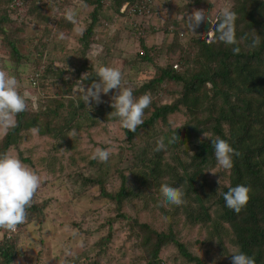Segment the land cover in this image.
I'll use <instances>...</instances> for the list:
<instances>
[{
	"label": "rangeland",
	"instance_id": "rangeland-1",
	"mask_svg": "<svg viewBox=\"0 0 264 264\" xmlns=\"http://www.w3.org/2000/svg\"><path fill=\"white\" fill-rule=\"evenodd\" d=\"M112 1L109 0L107 6L102 9V21L97 22L93 29L85 57H88L89 65L95 73L101 66L119 68L123 74L122 87H130L133 92L153 79L157 72L152 64L140 62L138 55L142 51L141 41L148 46L156 45L157 48L163 49L153 52L152 56L156 58L157 65L164 67L173 59H177L171 58L165 52L173 37L168 36L170 40L167 41L163 32L156 34L150 32V29L160 28L168 20L187 22V15L197 9L212 12L215 22L224 7L230 5L232 8L234 5L233 0H200L198 6L193 5L196 0H153L154 12L145 5L141 8L145 10L135 13L129 11L125 5L121 8V13L116 14L109 8ZM20 9L12 14L13 21L5 25L6 32H0V68L5 66V70L18 79V90L21 94L28 93L27 110L30 113L44 112L51 105L48 103L50 100L57 106L64 103L63 116L53 125L54 129H63L70 111H75L74 109L80 106V101H83L82 89L87 90L89 86L84 85L71 73L65 75V79L68 77L66 80L71 82L70 85H63L55 77L50 78L48 85L38 81V74L50 64L65 71L77 68V65L69 66L68 62H75L80 52H83V38L92 24L95 6L80 0H71L64 12L52 13L50 21L45 25L36 23L34 18L29 19L26 5ZM69 9L75 13V23L66 19L65 14ZM180 25L183 41L197 36V31H190L186 24ZM61 33L63 38H60ZM14 44L22 57L13 56ZM36 46H41L44 50L43 56L34 53ZM40 59L42 66L38 64ZM86 74L88 73H84ZM117 91L112 90L107 95L101 94L102 103L97 105L93 101L91 112L84 105V114L75 121L76 125L70 127L73 130L70 133L74 134L71 138L76 140V145H81V153L75 159L81 160L72 163L71 154H64L60 168L62 170L64 167V172L60 179L48 175L41 160L53 157L51 145H66L65 141L41 137L38 132L34 134L30 130L28 141L37 144L35 150L30 148L33 153L28 157L35 160L30 168L40 176L41 182L32 205L28 208L27 221L23 223L21 230L14 233H18L15 241L13 240L18 255L12 264H92L94 261H98V264H144L143 250L133 233L131 220L148 225L153 240L156 239L155 234L175 236L190 253L199 256L205 263L232 264L231 256L238 251L232 244L230 232H215L212 224H204L201 219L192 222L193 216L189 219L194 210L200 213L194 194L185 196L186 202L180 211L176 210V207H168L163 196L158 194L161 185L167 182L166 178L160 176V172L172 167L171 157L175 151L168 155L162 154L166 156L162 162L167 158L170 161L168 166H163L162 162L157 163L149 156L154 148L149 147L151 134L144 135L141 131L133 138L132 143H127L122 126L107 124L101 115L98 117L95 114L94 106L108 107ZM182 94V85L166 82L163 90L152 102L154 106L175 104ZM103 113L109 114L108 116L111 114L106 110ZM92 115H95L94 118ZM174 116L176 118L172 122L177 125H188L193 120L186 113ZM205 116L206 114H199L202 119ZM78 126L81 131L77 129ZM5 134L0 132V148ZM32 144L22 147L20 151L26 152L25 149ZM99 146L111 149L106 163L92 158ZM157 155L161 156L159 151ZM180 157V161L186 163L187 158ZM80 174L99 183L90 185L88 182H82L77 179ZM123 177H126V184L122 181ZM123 186L126 192L133 191V194L127 197L128 207L120 213L125 214V218L120 216L114 202L102 198L101 192V188L104 192L112 193L114 190L123 189ZM212 217L214 222V213ZM2 235L3 232L0 234V241ZM9 236L10 233L8 238ZM167 250L165 264H187L175 244H170Z\"/></svg>",
	"mask_w": 264,
	"mask_h": 264
},
{
	"label": "trees",
	"instance_id": "trees-1",
	"mask_svg": "<svg viewBox=\"0 0 264 264\" xmlns=\"http://www.w3.org/2000/svg\"><path fill=\"white\" fill-rule=\"evenodd\" d=\"M70 1L0 0V32L3 34L6 32L5 25L13 21L12 14L21 10L20 8L25 5L28 7L29 19L34 18L36 23L45 25L50 21L52 13L64 12L70 5ZM80 1L95 6V10L92 15V24L83 38V52H80L75 62H68L69 66L77 65V68L73 71H65L54 67L53 64L47 65L38 74V81L41 80L49 85L50 78L55 77L63 85H70L71 82L65 79V75L71 73L89 87L93 82H99L97 73L89 65L88 57H85V50L90 46L89 38L96 23L102 21L100 14L109 0ZM112 2L109 8L116 14H119L125 5L129 11L135 13L145 10L141 9L145 5L153 12L155 10L153 0L151 2L148 0H113ZM233 2L232 10L237 13L238 17L236 37L239 43L237 45H227L219 41V33H216V39L210 42L208 31L211 25L202 24L196 29L197 36L191 37L186 42L182 40L180 32L181 23L188 26L185 21L179 23L177 20L172 22L168 20L160 28L149 30L156 34L163 32L166 36L164 39L167 41L170 40V36L173 37L165 52L171 58L177 59H173L164 67L157 65L156 58L152 56L153 52L163 51V49L157 48L156 45L148 46L141 41L142 51L138 55L140 62L147 63V65L152 64L157 72L153 79L136 88L133 92L134 97L139 98L145 93H150L153 101V98L163 90L166 82L182 85L183 94L175 104L154 106L151 102L150 107L145 109L144 123L138 126L134 133L121 128L127 143H132L133 138L141 131L144 135L151 134L149 147L154 148L149 156L157 163H161L163 158H166L162 154L168 155L175 151L171 157L172 167L160 172V176L166 178L165 184L181 188L185 194L184 199L189 194L196 196L195 203L200 207V213L194 210L190 213L189 219L193 216L192 222L201 219L204 224H212L215 232H230L232 244L236 246L238 252L255 257L256 264H264V0H233ZM200 3V0H196L193 5L198 6ZM220 19L221 16L213 23H218ZM257 36L260 37V45L252 48V40ZM12 47H14L13 56L22 57L15 48V44ZM235 47L241 50L238 55L233 52ZM34 50V53L43 56L44 50L41 46L34 47ZM38 64L42 66V59ZM0 69L5 70L6 67L1 66ZM84 73L88 74L84 75ZM48 103L51 105L44 112L30 113L26 110L15 117L16 124L3 137L0 153L10 151L30 168L35 162L32 157H28L33 153L30 148L35 150L37 145L28 141L30 139L28 135L33 127L38 129L41 137L63 139L66 145H51L50 151H53V157L41 160L47 174L60 179L64 172V167L60 170L64 154H71L70 162L72 163L81 160L75 159L81 153L79 152L81 145L80 143L76 145V140L71 138L74 134L70 135V132H73L70 127L77 124L75 121L80 119L86 109H84L83 101H80V106L76 107L75 111H70V115L66 117L65 128L57 130L53 128V125L63 116L64 103L58 106L52 100ZM71 103L74 102L71 101ZM70 106L72 109V104ZM107 106L106 108L94 106L95 114L98 117L101 115L107 124L114 123L121 126L118 117L103 113L105 110L109 113L114 111L111 105ZM184 113L193 119L190 124L182 126L172 122L176 118L174 115ZM199 114H206V116L202 119ZM94 116L92 115L93 118ZM77 129L81 128L78 126ZM203 132L208 134L207 137H204ZM161 137L164 138L166 151H159L161 155L159 156L155 149ZM172 137H175V140L169 144ZM216 138L224 139L240 153L239 156H233L234 166L230 170L217 164L212 144ZM31 144V147L25 149L26 152L20 151L22 147L25 148ZM180 156L187 158L186 163L183 160L180 161ZM168 159L162 162L163 166H168L170 163ZM77 177L90 185L99 183V181L86 178L83 174ZM122 181L126 184V177H123ZM240 184L249 186L252 191L249 203L237 214L226 206L223 194L229 188ZM101 192L102 198L115 203L119 214L126 209L128 195L133 194L132 190L126 192L125 186L112 193L104 192L101 188ZM158 194L162 196L160 188ZM166 204L169 205L168 207H176L178 211L182 206ZM211 210H213L212 213ZM120 216L126 217L123 213ZM130 223L134 235L140 241L139 247L143 250L144 264H165L167 262L164 260L165 253L170 244H175L180 249V254L187 264H208L203 262L199 256L190 253L175 236L155 234L156 239L153 240L148 225L141 224L138 220H131ZM23 226L24 224L19 225L17 232ZM2 232L4 235L0 241V264H12L18 255L14 244V238L18 233L0 230V234ZM92 264H98V261Z\"/></svg>",
	"mask_w": 264,
	"mask_h": 264
},
{
	"label": "clouds",
	"instance_id": "clouds-1",
	"mask_svg": "<svg viewBox=\"0 0 264 264\" xmlns=\"http://www.w3.org/2000/svg\"><path fill=\"white\" fill-rule=\"evenodd\" d=\"M84 6L86 7V5ZM65 15L68 21L76 22L73 10L69 9ZM220 15V21L214 24L212 12L207 13L203 9L194 10L190 15H187L188 28L195 32L202 24H210L211 28L208 31L210 42L216 39V33H219V41L227 45H237L239 43L236 37L237 13L229 5L222 9ZM60 38H63L62 33ZM260 42V37H255L251 47H259ZM240 51L239 47L233 48L234 54L238 55ZM97 76L99 82H93L87 90L82 89L85 108L91 112L93 101L97 105L102 103L101 94L107 95L112 90H118L117 94L112 97L111 107L114 111L110 116L118 117L121 126L134 133L137 127L144 123L145 109L149 108L152 102L151 94L145 93L139 98L134 97L132 88L122 87L123 74L119 68L101 66L97 71ZM19 87V81L14 75L0 69V132L6 133L13 128L16 124L15 117L28 108V93L21 94L18 90ZM31 131L35 134L38 129L33 127ZM203 134L204 137L208 135L204 132ZM174 140L175 137H172L169 144ZM212 144L218 166L226 170L232 169L234 166L233 156H239L240 153L221 138H216ZM155 150L166 151L163 137L157 141ZM110 153L111 149L96 148L92 158L106 163ZM40 182V176L12 155L10 151L0 153V230L15 233L18 226L27 221V209L32 205ZM251 191L252 189L244 184L229 188L223 194L226 206L239 214L249 203ZM160 192L165 201L171 205L181 206L186 202L185 194L181 188L162 184ZM231 258L232 264H256L255 257H250L242 252L234 253Z\"/></svg>",
	"mask_w": 264,
	"mask_h": 264
}]
</instances>
